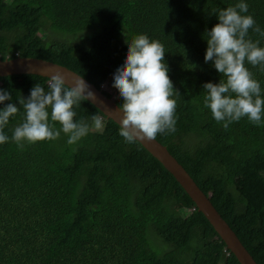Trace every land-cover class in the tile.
<instances>
[{
	"label": "trees",
	"instance_id": "1",
	"mask_svg": "<svg viewBox=\"0 0 264 264\" xmlns=\"http://www.w3.org/2000/svg\"><path fill=\"white\" fill-rule=\"evenodd\" d=\"M237 0H0V61L34 58L74 72L96 89L137 34L164 47L175 97V130L155 141L183 167L257 264H264V123L227 128L203 106L202 84L223 77L203 61L215 10ZM264 30V0H246ZM248 38L264 37L249 29ZM260 82L264 71L245 63ZM46 79L0 78L24 116L29 90ZM119 108L121 99L101 90ZM112 92V93H113ZM7 103V102H5ZM74 120L102 117L73 144L0 145V264H239L174 178L89 102ZM264 120V115H262ZM59 129V124L51 122Z\"/></svg>",
	"mask_w": 264,
	"mask_h": 264
},
{
	"label": "clouds",
	"instance_id": "2",
	"mask_svg": "<svg viewBox=\"0 0 264 264\" xmlns=\"http://www.w3.org/2000/svg\"><path fill=\"white\" fill-rule=\"evenodd\" d=\"M247 13L246 0L217 9L214 12L217 23L204 33L203 61L211 62V67L223 78L215 84L210 81L202 84L203 106L224 128L241 118L258 127L264 123L260 82L245 67L247 63L264 71V46H259V40L248 38L249 29L260 37H264V30ZM164 54L158 40L145 34L134 35L125 45L121 62L110 73V83L121 99L118 134L126 143L155 139L157 134L175 130V97L179 93L169 79ZM45 79L47 90L35 83L28 97L21 100L23 120L12 128L10 137L5 128L18 112L20 101L14 104L10 92L0 89V145L10 140L17 146L55 140L61 133L67 136L66 143L73 144L87 135L90 128L103 127L102 117L97 115L91 116L90 122L74 120L73 106L93 96L82 78L71 81V87L66 86L65 77L58 71ZM100 89L104 90L103 86ZM50 121L58 123L59 129Z\"/></svg>",
	"mask_w": 264,
	"mask_h": 264
},
{
	"label": "water",
	"instance_id": "3",
	"mask_svg": "<svg viewBox=\"0 0 264 264\" xmlns=\"http://www.w3.org/2000/svg\"><path fill=\"white\" fill-rule=\"evenodd\" d=\"M60 72L65 77V84L71 87V81L81 78L74 72L57 64L34 58L16 57L0 61V78L17 75H33L45 78L51 72ZM83 79V78H82ZM93 96L86 101L96 108L104 119L110 120L119 127L121 113L114 101L104 96L101 90L84 80ZM139 143L161 166L174 178L176 183L186 192L192 200L195 208L200 212L212 227L217 237L224 244L239 264H257L251 255L240 244L235 234L221 219L209 198L199 189L189 177L183 167L169 154L164 146L154 139H142Z\"/></svg>",
	"mask_w": 264,
	"mask_h": 264
},
{
	"label": "rangeland",
	"instance_id": "4",
	"mask_svg": "<svg viewBox=\"0 0 264 264\" xmlns=\"http://www.w3.org/2000/svg\"><path fill=\"white\" fill-rule=\"evenodd\" d=\"M110 80H111V76H110ZM103 89L106 90V91H108V92L111 93V94H114V92H113V86L111 85L110 81H109V83H107V84H105V85L103 86ZM112 92H113V93H112ZM114 95H115V94H114Z\"/></svg>",
	"mask_w": 264,
	"mask_h": 264
}]
</instances>
